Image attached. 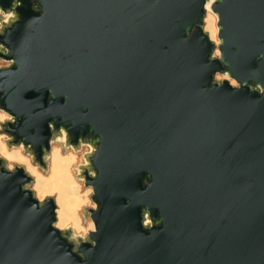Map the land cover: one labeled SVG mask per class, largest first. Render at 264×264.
Wrapping results in <instances>:
<instances>
[{
    "label": "water",
    "instance_id": "95a60500",
    "mask_svg": "<svg viewBox=\"0 0 264 264\" xmlns=\"http://www.w3.org/2000/svg\"><path fill=\"white\" fill-rule=\"evenodd\" d=\"M20 3L0 26L6 130L37 159L50 123L84 138L73 150L95 147L77 178L99 207L85 208L97 231L72 243L54 197L0 162V264H264V0H217L219 60L205 0Z\"/></svg>",
    "mask_w": 264,
    "mask_h": 264
},
{
    "label": "clouds",
    "instance_id": "9594fccd",
    "mask_svg": "<svg viewBox=\"0 0 264 264\" xmlns=\"http://www.w3.org/2000/svg\"><path fill=\"white\" fill-rule=\"evenodd\" d=\"M216 2L217 0H205L204 10L208 14V17L215 22L210 35V40L215 45L211 58L219 60L222 59L223 56V53L220 51V46L223 44V41L219 38L220 29L216 26L219 22V15L214 13V5ZM21 6L20 0H13L11 9H14V11L0 8V26L8 24L13 19H19L16 9ZM213 80L218 82L221 88L224 86L225 82H227V85L231 89H240L242 86L241 82L233 78L229 72L216 71L213 75ZM243 86L245 87L246 85L243 84ZM257 88L264 92V85H257ZM15 124L16 117L7 111L6 108L0 107V162L3 163V166L8 173L15 174L18 167L22 168L24 175L31 177L32 179L33 184L26 185V187H32L33 192L35 191L34 182L37 170L48 162V159L53 155V152H58L63 156L68 148L76 149L77 145H80V142L84 139H79L75 145L72 142L69 143L67 139L69 132L64 127L57 130L55 125L50 123L48 126L50 132L52 129H55L59 135L55 140H53L52 136L48 139V146L45 149H49V155L46 157L42 151V155L37 159L36 151H29V146L22 141L14 142L16 141L15 135L6 130ZM53 144H57L60 147L53 150ZM95 152L96 148L89 145L86 156L81 160L83 166L86 167L89 165L90 161L87 157H90ZM78 171L80 170L78 169ZM85 195L87 196L86 204L93 210L97 209L99 205L92 199L95 195V191L91 185L87 186ZM37 199H40V197H37ZM142 215V227L148 228L150 226H156V221L155 225H153L154 219L150 210L147 212H143L142 210ZM53 227L60 232H67L69 234V241L75 244H87L91 234L97 231L95 221L91 219L90 213L87 214L85 221H81L74 226L71 223H63L59 216H57Z\"/></svg>",
    "mask_w": 264,
    "mask_h": 264
},
{
    "label": "bare ground",
    "instance_id": "6f19581e",
    "mask_svg": "<svg viewBox=\"0 0 264 264\" xmlns=\"http://www.w3.org/2000/svg\"><path fill=\"white\" fill-rule=\"evenodd\" d=\"M214 23L215 22L212 21L208 17V14L206 13L204 17V31L208 32L209 37L213 30ZM58 147L60 146H54L52 147V149L55 150ZM78 161H79V154H77L74 150L70 151V153L68 154L65 153V155L63 156L60 155L58 152L55 151L53 152V155L48 159L47 168L45 170H42L45 173H47L50 164V177L44 178L39 170H37L36 173L34 187L38 193V196L40 197V201L45 198L44 194L46 193L47 190L46 187L50 185L52 188L57 187L59 189L61 188L62 190L71 191L77 196L78 201L82 206H87L86 204L87 196L85 195L87 188L84 186V184L79 182L74 172V167L78 163ZM32 184L33 182H31V185ZM54 202H55V198H54ZM56 203H57L55 209V213L57 211L56 217L59 216L61 221L65 223V219H64L65 207H66L65 195L60 193L58 199L56 200ZM57 206H58V210H57Z\"/></svg>",
    "mask_w": 264,
    "mask_h": 264
},
{
    "label": "rangeland",
    "instance_id": "374dc122",
    "mask_svg": "<svg viewBox=\"0 0 264 264\" xmlns=\"http://www.w3.org/2000/svg\"><path fill=\"white\" fill-rule=\"evenodd\" d=\"M8 64H9L8 61L0 58V68L1 67H5ZM54 146H59V145L55 144L52 147H54ZM87 148H88V146L83 144V145L80 146V148L78 150H74L77 154H79V161L74 167V172H75L76 177L79 175L78 167L80 165H82L81 160L84 158V155L87 152ZM70 151H73V149L68 148L66 150V154L70 153ZM38 170L40 171V173L42 174V176L44 178H49L50 177V164H49V170H48L47 173L42 171L41 168H39ZM77 179L79 180V182L84 184L83 179H81V178H77ZM29 185H31V183ZM84 186H85V184H84ZM85 187L87 188V186H85ZM46 189L47 190H46V193L44 194V197L45 198L48 197V196L54 197L55 198V203H56V200L58 199V196H59L60 193L65 195V202H66L65 203L66 204L65 217H64L65 223H71L74 226L77 223H80L81 221H85L86 216L88 214L87 212H85V208H87L89 206L88 205L87 206H82L79 203L78 198H77V196L74 193H72L71 191L62 190L61 188L59 189L57 187L52 188L50 185L48 187H46ZM34 193H35L36 197H39L36 190L34 191ZM56 205H57V203H56ZM57 210H58V206H57ZM56 213H57V211H56Z\"/></svg>",
    "mask_w": 264,
    "mask_h": 264
}]
</instances>
